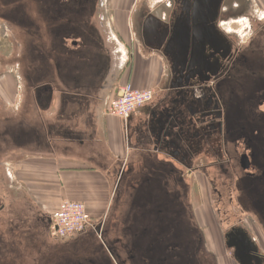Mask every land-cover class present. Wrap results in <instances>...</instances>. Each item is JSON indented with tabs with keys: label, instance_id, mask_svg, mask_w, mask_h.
<instances>
[{
	"label": "flooded vegetation",
	"instance_id": "1",
	"mask_svg": "<svg viewBox=\"0 0 264 264\" xmlns=\"http://www.w3.org/2000/svg\"><path fill=\"white\" fill-rule=\"evenodd\" d=\"M257 2H133L129 26L136 41L165 61L162 89H152V100L139 110L148 114L147 143L166 159L150 157L122 173L121 183L126 173L130 181L128 210L112 230L119 234L128 225L130 240L118 243L132 264H264V0ZM103 5L0 0V16L15 27L14 64L24 88L15 122L5 120L4 127H22L18 110L26 101L32 107L39 62L103 48ZM7 74L0 75V92L10 100ZM47 222L50 229L51 216ZM102 253L98 264H110Z\"/></svg>",
	"mask_w": 264,
	"mask_h": 264
},
{
	"label": "crops",
	"instance_id": "2",
	"mask_svg": "<svg viewBox=\"0 0 264 264\" xmlns=\"http://www.w3.org/2000/svg\"><path fill=\"white\" fill-rule=\"evenodd\" d=\"M115 17L98 52L47 66L38 63L39 74L32 79L34 112L31 118L22 113L24 123L15 127L10 146L16 151V177L32 196L41 203L54 196V210L64 199L84 202L101 221L128 210V173L121 183L126 167L136 169L150 157L166 159L144 137L150 134L142 126L148 119L145 111L138 109L128 122L108 112L110 101L127 82L160 91L165 66L158 53L138 44L129 14L121 11ZM115 41L120 49L109 45ZM45 85L50 87L46 93Z\"/></svg>",
	"mask_w": 264,
	"mask_h": 264
},
{
	"label": "rangeland",
	"instance_id": "3",
	"mask_svg": "<svg viewBox=\"0 0 264 264\" xmlns=\"http://www.w3.org/2000/svg\"><path fill=\"white\" fill-rule=\"evenodd\" d=\"M112 1L104 0L102 7L103 11L108 14L105 25L107 32L113 27L115 16H119L121 11L125 15L130 13L135 0H124L121 4L117 3V0L114 2L115 4L111 3ZM257 1L259 6V2L262 0ZM111 16L114 18L112 21L109 19ZM6 23V19L0 16V25H2L0 29V75L6 71H8L6 77L11 75V78L4 79V86L8 96L11 97L12 94V99L9 100L4 92H0V203L5 206L0 210V264H98L101 252L110 261V264H132L128 249H124L122 244L118 243L119 238L130 240L128 238L130 234H126L124 230L125 226L128 228V225L125 223L122 225L123 229L119 234L117 233L120 236L116 234V231L113 233L112 230V225L116 220L117 223H120L125 219V212L111 213L101 221L95 219L88 211L87 205L82 202L91 217L89 232L85 235L74 234L75 236L65 238L53 237L47 222L49 216L58 210L64 201H80L64 199L58 203L57 209L54 210V206H56L54 196L49 199L45 197L44 203H41L29 193V188L17 179L16 151L15 148H10L14 144L15 127H4L3 124L5 120L6 124H10L9 119L15 122V109L18 102L15 100L17 96L22 95L24 88L21 86L20 78L18 79V69L14 64L16 55L15 27L12 24L9 25V21L8 25ZM110 43L109 45L113 49H116V46L118 49L121 48L116 41ZM0 87L2 89L1 85ZM1 89L0 91H2ZM26 104L31 103L26 101ZM22 109L18 110L19 114L22 115L23 112L29 118L32 117L34 111L31 105L22 106ZM5 136L6 142L4 141ZM9 160L11 163H8ZM117 215L119 216L117 217ZM117 254L121 255L119 259ZM135 262L143 264L142 260ZM222 263H225L224 259Z\"/></svg>",
	"mask_w": 264,
	"mask_h": 264
},
{
	"label": "built area",
	"instance_id": "4",
	"mask_svg": "<svg viewBox=\"0 0 264 264\" xmlns=\"http://www.w3.org/2000/svg\"><path fill=\"white\" fill-rule=\"evenodd\" d=\"M152 89H137L131 82L121 85L117 97L110 101L108 112L122 119L148 104ZM91 225V217L82 202L64 201L51 215L50 232L53 237L65 238L84 232Z\"/></svg>",
	"mask_w": 264,
	"mask_h": 264
},
{
	"label": "bare ground",
	"instance_id": "5",
	"mask_svg": "<svg viewBox=\"0 0 264 264\" xmlns=\"http://www.w3.org/2000/svg\"><path fill=\"white\" fill-rule=\"evenodd\" d=\"M7 86V85H6ZM9 88V87H8ZM13 90V89H12Z\"/></svg>",
	"mask_w": 264,
	"mask_h": 264
}]
</instances>
